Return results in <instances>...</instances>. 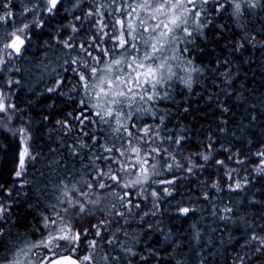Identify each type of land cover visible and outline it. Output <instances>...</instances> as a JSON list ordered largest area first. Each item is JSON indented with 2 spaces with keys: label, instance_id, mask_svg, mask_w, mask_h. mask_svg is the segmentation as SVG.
Returning <instances> with one entry per match:
<instances>
[{
  "label": "trees",
  "instance_id": "obj_1",
  "mask_svg": "<svg viewBox=\"0 0 264 264\" xmlns=\"http://www.w3.org/2000/svg\"><path fill=\"white\" fill-rule=\"evenodd\" d=\"M19 1L10 0L16 26L31 21L33 13L25 9L37 2L23 0V7H20ZM108 3L109 0H79L77 5L76 0H68L62 8L58 6L54 16L40 12L43 27L32 25L29 28L30 40L21 55L24 58L16 66L11 60L4 65L8 73H4V77L0 75V89L8 85L6 79L12 81L4 90L17 110H10V120L0 113V185L3 186L0 202L10 204L12 209L6 222H0L4 232L0 236V264L7 250L20 239L30 236L33 238L30 241H38L46 236L43 218H55L56 212L69 224L74 218V230L91 229L92 224L100 220L110 221L106 225L107 231L102 229L100 237L91 231L88 237L82 236V248L78 249L83 255L91 251L85 240L96 239L99 242L114 232L119 246L104 244L98 251L99 255L101 252L108 254V264H128L129 260L132 264H144L138 255H127L125 249L132 248L140 253L146 247L158 253L155 258L149 257L148 264H177V260L181 264H233L238 254L249 251V248L241 247L249 234L253 231L264 233V176L255 175L252 171L256 160L253 154L264 148V10L258 8L240 20L222 11L213 16L212 23L202 30V35L193 31L189 37L193 42L189 44L188 58L201 71L192 73L191 89L174 80L170 99L158 102L154 115L142 114L139 120L133 117L138 127L151 125L157 128L164 146L182 165L188 164L189 156L198 160V154H208V145L211 144L212 158L206 162V167L194 173H186L183 168L169 171L164 169L161 161V174L152 179H174L175 183L150 182L144 186L147 191L155 190L158 199H142L137 195L133 203L139 200L141 207L133 208L132 214H126V217L115 214L117 209L125 211L117 203V209H110L111 215L105 216L103 212L94 210V215L85 214L77 218L71 215L74 210L69 213L61 211L67 204L56 199L61 194L60 182H76V186L83 189L84 182L92 180L93 165L103 167L105 163L95 159L102 149L93 145L88 136L82 135L81 127L90 135L95 132L97 136L105 137L106 143L108 133L100 131L106 126L93 128L87 121L80 125L74 119L81 110L79 101L84 97L79 90L72 91L77 83L76 75L70 70L65 71V68L75 66L63 62L74 58L77 50L72 49L69 55L70 50L64 48L61 41L71 36V43H83L85 46L91 43L90 37L96 31L91 27L93 20L103 18L107 23L112 19L108 15L112 7L101 8L102 16L99 17H86V12ZM39 4L42 8L43 0H39ZM8 10L0 7V14ZM77 16L81 19L76 20ZM73 24L79 31H71ZM2 25L1 36L5 28ZM7 26L8 34L13 30V22ZM109 29L110 25L105 31ZM253 36L255 40L249 42L248 38ZM241 44L243 47H239ZM79 55L83 56V53ZM88 59L91 60L90 57ZM39 61L43 66L44 61H50L51 73H43V76L42 73H28L27 77L30 75L31 79L25 80L26 75L21 73V69L34 66ZM14 76L19 84L13 80ZM58 80L64 81L60 89L49 92L48 89ZM61 90L63 95L58 94ZM86 115L91 116V112ZM65 120L71 125L70 129L57 123ZM20 126L26 127L31 134L29 145L36 159L28 165L24 176L16 178L14 173L21 141L14 133ZM169 136L171 141L166 139ZM181 136L184 139L180 145H175V139ZM82 142L87 146L81 147ZM115 142L119 146L120 141ZM230 153L236 154L237 159H244L246 164L229 162L227 157ZM215 159L225 160L230 167L239 169L241 175L247 174L251 183L242 192H231L226 187L221 191L213 188L211 185L217 180L224 185V174L219 166L214 165ZM246 165H251L247 173L244 171ZM165 188L172 190V194L167 195L163 191ZM5 190H10L12 195H5ZM71 195L76 197V193ZM104 203L107 205L109 202ZM53 205L57 207L53 208ZM181 206L195 210L182 216L177 213ZM226 206L233 211L224 212ZM145 212L148 214L142 215ZM42 250L45 249H39ZM112 257L119 259L113 260ZM254 259L255 255L246 256L245 264H252ZM257 264H264V260Z\"/></svg>",
  "mask_w": 264,
  "mask_h": 264
},
{
  "label": "snow or ice",
  "instance_id": "obj_2",
  "mask_svg": "<svg viewBox=\"0 0 264 264\" xmlns=\"http://www.w3.org/2000/svg\"><path fill=\"white\" fill-rule=\"evenodd\" d=\"M79 0H76L78 5ZM44 6L39 7V0L32 8H26V12H32L33 17L30 22H24L20 26L14 23V12L11 10L10 0H3L0 7L9 9L0 14V24L13 22V30L8 32L10 39L0 43V71H5L4 65H8L9 60H14L23 54L27 41L30 40L29 28L32 25L40 28L43 22L39 19V13L44 12L48 16H54L63 7L62 0H43ZM75 6V5H74ZM112 7L108 15L112 17L107 23L103 18L93 20L91 27L96 31L90 37L91 43L75 44L71 43L72 37L63 40L64 48L76 49L77 55L64 60L65 65L75 67L65 68L76 75L77 83L73 85L72 91L79 90L84 98L80 99L81 110L74 117L75 120L84 125L87 121L95 128L101 127V133H108V142H104L105 137L97 136L95 132L91 135L81 127L83 136H88L93 145L102 149L100 155H96V160L104 161L103 167L93 165L92 180L84 182V188L76 186V182H60V195L56 196L57 201L67 207L61 209L77 218L85 214L94 215V210H99L105 216L111 215L110 209H117V203L125 211L116 210V215L126 217L131 215L133 208L139 209L141 202L133 200L137 195L142 199L152 197L158 199L159 195L155 190L147 191L144 187L151 183L174 184V179L156 181L152 178L161 174L160 163L166 170L183 168L186 173H194L198 169L206 167L211 157V147L209 144L208 154H198V160L187 157L188 164L182 165L176 157L164 146L163 139L157 128L151 125L137 126V120L142 114L154 115L158 102L170 99V89L172 82L178 80L185 87H192V73L201 70L192 65V60L185 57L188 48H179L180 43L185 45L193 41L187 39L193 35V31L203 34L202 30L212 23L214 15L226 11L236 20L246 18L256 9L264 10V0H109L108 4H100L93 10L86 12V17L102 16L101 8ZM119 13V16H115ZM76 20L81 17L77 16ZM191 22V24H190ZM109 31H105L109 28ZM71 31L77 32L79 28L71 25ZM107 38V39H105ZM249 42L255 37H249ZM243 47V44L239 45ZM101 53L97 55L94 53ZM83 53V56L79 55ZM179 53V55H178ZM7 57V59L5 58ZM91 58L89 60L88 58ZM94 62V63H92ZM41 72H46L47 68L41 67ZM16 71H19L17 68ZM183 73V75L181 74ZM12 81H8L10 86ZM19 84L20 81L16 80ZM64 83L58 80L57 83L48 89L55 92ZM63 95V91L58 92ZM10 110L16 111V105L12 103L10 96L4 89H0V113L9 120L12 118ZM227 110V109H225ZM91 112V116L86 113ZM72 114L69 113V116ZM2 123V120H0ZM71 128L67 120L57 121ZM14 135H18L21 141V148L18 153L17 170L14 173L16 178H21L27 172L28 165L36 159L29 145L31 134L24 126H20ZM171 141L172 137L166 138ZM184 137H177L175 145H180ZM115 141H120L117 146ZM85 147L83 142L80 145ZM115 152V155L113 153ZM107 153L108 155H104ZM256 157L255 167L252 171L255 175L264 176V148L253 154ZM229 162L245 165L244 159H237L236 154H229ZM113 165H116L113 168ZM214 165L224 174V185L214 181L212 187L218 191L226 187L231 192H242L251 181L247 174L241 175L240 170L230 167L223 159H215ZM248 167L245 166V173ZM94 181V182H93ZM110 181V183H109ZM3 186L0 185V189ZM108 191H105V190ZM117 189H120L118 191ZM132 189V191H125ZM163 191L167 195L172 194V190L165 188ZM76 193V197L71 194ZM5 195L11 196L10 190H5ZM79 197H83L81 200ZM207 199V194H205ZM108 201L106 205L104 202ZM91 206V207H89ZM57 207L56 205L52 206ZM158 208V205H156ZM11 205L0 202V222H6L11 214ZM195 209L189 207H178L177 213L182 216L189 215ZM226 213H231V207L223 209ZM148 213H142L147 215ZM155 213L153 212V215ZM222 219L225 217H221ZM44 227L48 229L47 235L38 242L25 241L19 247L11 259H7L3 264H108V254L97 252L104 244L109 246L117 245L115 233H110L102 241L96 239L85 240L84 243L91 251L81 255L78 249L82 248L81 240L88 237L89 232L96 237H100L103 231H107V223L110 221L100 220L89 228L74 230L69 224L64 223V217L56 212L55 218L45 216ZM61 223H57V220ZM127 222V219L124 221ZM119 231V228L116 229ZM3 229L0 228V236H3ZM197 233V238H198ZM167 239V237H165ZM241 247L249 248L245 254H238L233 264H245L246 256L255 255L252 264H257L259 260H264V233L253 231ZM45 249L46 251L36 252L39 257L34 260L31 253L34 249ZM129 256H137L139 261L148 264L149 257L155 258L158 253L155 249L149 250L147 247L143 252L137 253L132 248L125 249ZM147 253V254H145ZM113 260L119 257H112ZM128 264H132L129 260ZM177 264H181L177 260Z\"/></svg>",
  "mask_w": 264,
  "mask_h": 264
},
{
  "label": "rangeland",
  "instance_id": "obj_3",
  "mask_svg": "<svg viewBox=\"0 0 264 264\" xmlns=\"http://www.w3.org/2000/svg\"><path fill=\"white\" fill-rule=\"evenodd\" d=\"M22 1L23 0H20L18 3L20 4V7H23V4H22ZM35 1V0H34ZM67 2H68V0H62V3H63V5L65 6V4H67ZM34 4H36V2L34 3ZM33 4V5H34ZM33 5H31V6H28V8H32L33 7ZM39 7H40V4H39ZM119 16V15H118ZM190 24H191V22H190ZM2 27L4 28L3 30H2V34H3V36H1V33H0V43H4V42H7L9 39H10V37H8V38H6L5 36L7 35V28H8V26H7V24H3L2 25ZM194 33V32H193ZM7 39V40H6ZM187 39H189V37L187 38ZM187 47L188 48V51H189V44H187V45H185L184 43H180L179 45H178V47L179 48H184V47ZM178 55H179V53H178ZM185 55V57L186 58H188V52L187 53H185L184 54ZM6 59H7V57H5ZM22 58H24L23 56L21 57H19L18 59H15V60H11V62H12V65H18V63L20 62V60L22 59ZM45 59V58H44ZM47 59V58H46ZM50 63V64H49ZM44 66H46V68H47V71L46 72H41V67H44ZM44 66H43V64H42V62L41 61H39L38 63H36L34 66H32V65H30V66H27V67H24V68H22L21 69V73H23L24 75H26V79L25 80H29L30 81V75L27 77V75H28V73H42V76H43V73H51V66H52V64H51V62L50 61H44ZM4 67V66H3ZM6 68L7 67H5V71H0V75L1 76H5V74L4 73H8L7 72V70H6ZM4 75H3V74ZM182 75H183V73H181ZM8 75V74H7ZM41 76V77H42ZM37 77H40V76H37ZM40 79V78H39ZM38 79V80H39ZM13 80L14 81H16L17 80V78L15 79V76L13 77ZM7 83H8V81H10V80H8V79H6L5 80ZM37 82V81H36ZM37 84V83H36ZM36 85H34V87H35ZM6 87H9L8 85L6 86H4V88L3 89H5L6 90ZM65 221V220H64ZM63 221V222H64ZM57 223L59 224V223H61V221L60 220H57ZM64 223H66V224H69L68 222H64ZM70 223L71 224H69V226H71L72 228H74V226H75V222H74V218H73V220H71L70 221ZM9 227V226H8ZM8 227L6 228V229H8ZM9 232V231H8ZM47 232H48V229H47ZM7 233V232H6ZM33 238L32 237H30V236H26V237H24V238H22V239H20V241H18L17 242V244H15L11 249H9V250H7V252H6V254H5V257H4V261H6L7 259H11L12 258V256H13V253L19 248V247H21V246H23L24 245V242L25 241H29V242H38V241H30V240H32ZM11 245H13V243L11 244ZM46 250H42V251H39V249H34L33 250V252L31 253V257H32V259H34V260H38L39 259V257L38 256H36L35 255V253L36 252H41V253H43V252H45ZM99 254H98V252H97V256H98ZM3 261V262H4ZM3 262L1 263V264H3Z\"/></svg>",
  "mask_w": 264,
  "mask_h": 264
}]
</instances>
